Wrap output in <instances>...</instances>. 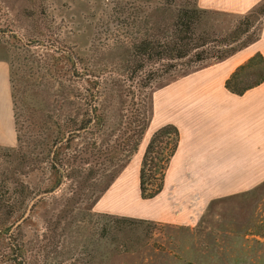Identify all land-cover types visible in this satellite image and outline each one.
<instances>
[{
	"label": "rangeland",
	"instance_id": "1",
	"mask_svg": "<svg viewBox=\"0 0 264 264\" xmlns=\"http://www.w3.org/2000/svg\"><path fill=\"white\" fill-rule=\"evenodd\" d=\"M192 3L0 0V57L9 63L19 137L12 148L0 147V264H264V181L253 188L248 181H222L242 182L249 189L215 196L219 181L182 180L166 171L161 193L140 197L139 170L155 132V103L162 85L178 81L181 71L142 83L139 93L130 78L114 75L128 69L125 61L136 37L152 33L157 24L164 28L171 15ZM250 11H205L202 30L223 40ZM96 82L107 83L98 101L93 98L101 88ZM90 104L98 107L103 121L91 116L65 149L68 156L73 147L84 150L79 158L85 166L54 188L47 148L58 137L56 125L65 132L72 123L86 121ZM135 113L137 123H144L135 152L130 150L136 137L125 152H105L127 131ZM166 143L158 144L150 157L164 159ZM87 151H100L92 165ZM22 185L29 186L27 202ZM24 207L29 212L19 223ZM14 248L18 262L13 261Z\"/></svg>",
	"mask_w": 264,
	"mask_h": 264
},
{
	"label": "crops",
	"instance_id": "2",
	"mask_svg": "<svg viewBox=\"0 0 264 264\" xmlns=\"http://www.w3.org/2000/svg\"><path fill=\"white\" fill-rule=\"evenodd\" d=\"M261 1L197 0V6L237 14ZM259 32L257 41L246 48L163 86L155 103L154 130L171 124L179 131L167 172L182 180L219 181L215 196L249 189L237 181H248L251 188L264 181V82L242 96L225 88L238 66L256 52L264 57V21ZM16 142L9 63L0 57V147L12 148ZM222 181L235 182L232 186Z\"/></svg>",
	"mask_w": 264,
	"mask_h": 264
},
{
	"label": "trees",
	"instance_id": "3",
	"mask_svg": "<svg viewBox=\"0 0 264 264\" xmlns=\"http://www.w3.org/2000/svg\"><path fill=\"white\" fill-rule=\"evenodd\" d=\"M203 13H205V11L200 9L197 6V0H194V3L188 8H181L176 15H171L170 21L166 23L164 28L160 29V24H157L153 26L152 33L142 35L141 38L136 37L137 39H134L129 46L127 60L125 61V63L129 65L128 69L122 70L120 72L121 75L115 73L114 76L122 81H127L130 78L129 80L131 82L129 85H134L138 88L137 92L139 93V89H142V83H148L149 85L150 80L157 82L166 75L173 74V72L181 71V74L176 77H182L199 68L205 67L207 63L222 61L257 41L259 37L257 31L260 30V26L264 21V3L245 15L242 18L244 22L235 25L228 34L223 37V40L216 38L211 31L202 30V21L205 16L201 15ZM13 37L15 38V36ZM17 41L20 40L17 39ZM120 44L122 46L124 43L120 42ZM69 60L72 64L73 76L79 75L73 57L71 56ZM108 77L110 78V76ZM10 82H12V78ZM105 82H96V86L99 85L101 87L97 89L95 95H93V98H96L97 101L100 99L102 91L107 88V83ZM263 82L264 57L261 53L256 52L245 63L235 69L225 81V88L234 95L242 96L245 92L261 85ZM162 86H164V84ZM90 108L91 113L88 114L89 119L86 121L83 119L78 124H76L77 121L75 124L72 123L68 126L70 129L67 131L64 132L60 124L56 125L59 129L58 137L55 139L54 144L47 148V151L49 150L48 160L53 173L52 186L54 185V188L58 187L64 179L69 180L72 178V170L76 169L79 173L85 166V161L80 162L79 158L81 154L84 153V150L77 151V146L73 147L75 148L74 154L68 156L65 154V149L72 147V143L92 122L91 120L93 118H91V116L95 118V122L97 120L99 122L103 121L97 113L98 107L90 104ZM137 122L136 113L131 114L129 122L126 125L127 131L119 137V142L116 141V143L110 147L111 149H106L105 152L111 151L112 155L117 154V152H125L126 146L128 147L132 138L136 137L130 150L135 152L139 145V139L142 135L144 124L142 120L140 121V123H142L140 125L138 124L139 122ZM14 124L16 126L15 119ZM165 139H167L165 145L167 146L166 157L159 160L151 158L150 156L155 153L154 150L157 148V145L161 144ZM17 142H19L18 136ZM178 143L179 131L171 124L158 128L151 135L139 170L138 187L142 199H153L161 193L165 173L169 167L172 156L177 150ZM100 151L96 153L94 151H87L89 155L87 159L89 162L87 164L92 165V162L97 160V155ZM157 169L159 170L158 175H153L152 171ZM31 172H34V170ZM23 175H25V173H23ZM27 189L29 190L28 185H22V192L26 191L23 202H27L31 197V193H27ZM51 190L53 189L50 187L43 193L51 192ZM19 193L21 194V191H19ZM24 214L25 207L20 214L21 217L24 216ZM125 221L130 224L143 223L142 221L133 219H126ZM1 234H3L2 231L0 232V235ZM17 249H13L14 262H18L16 258V253H18Z\"/></svg>",
	"mask_w": 264,
	"mask_h": 264
},
{
	"label": "water",
	"instance_id": "4",
	"mask_svg": "<svg viewBox=\"0 0 264 264\" xmlns=\"http://www.w3.org/2000/svg\"><path fill=\"white\" fill-rule=\"evenodd\" d=\"M28 212H29V209L27 210V212H26V214L24 215V217L19 221V223H21V222L27 217ZM19 223H18V224H19Z\"/></svg>",
	"mask_w": 264,
	"mask_h": 264
}]
</instances>
